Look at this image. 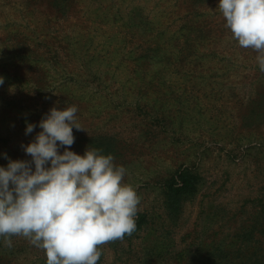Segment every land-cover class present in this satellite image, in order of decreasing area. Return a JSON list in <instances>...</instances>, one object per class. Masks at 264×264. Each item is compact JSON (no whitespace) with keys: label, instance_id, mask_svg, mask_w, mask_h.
Segmentation results:
<instances>
[{"label":"rangeland","instance_id":"obj_1","mask_svg":"<svg viewBox=\"0 0 264 264\" xmlns=\"http://www.w3.org/2000/svg\"><path fill=\"white\" fill-rule=\"evenodd\" d=\"M218 3L0 0V165L30 160L41 118L75 104L85 129L65 147L113 154L140 196L147 223L97 264H264V72ZM184 169L201 181L172 212L166 181ZM11 240L0 264H46Z\"/></svg>","mask_w":264,"mask_h":264},{"label":"clouds","instance_id":"obj_2","mask_svg":"<svg viewBox=\"0 0 264 264\" xmlns=\"http://www.w3.org/2000/svg\"><path fill=\"white\" fill-rule=\"evenodd\" d=\"M218 8L239 46L256 51L264 72V0H219ZM77 111L75 104L50 108L38 122L41 131L22 144L31 159L4 153L8 163L0 165V238L11 248V236L23 235L45 250L46 264H97L100 245L137 228L140 196L123 182L127 168L101 148L81 155L65 147L75 141L74 127L85 129ZM36 127L27 123L25 134Z\"/></svg>","mask_w":264,"mask_h":264},{"label":"trees","instance_id":"obj_3","mask_svg":"<svg viewBox=\"0 0 264 264\" xmlns=\"http://www.w3.org/2000/svg\"><path fill=\"white\" fill-rule=\"evenodd\" d=\"M105 146L106 144H102ZM201 181L199 174L191 172L188 169L178 170L174 176L166 181V196H167V206L170 211L176 212L181 208V203L183 199H186L194 195L198 189V185ZM137 228L131 234H125L123 238H128L134 235L136 232L141 230L143 226L147 223L146 215L143 213H138L136 215ZM1 245V238H0Z\"/></svg>","mask_w":264,"mask_h":264}]
</instances>
